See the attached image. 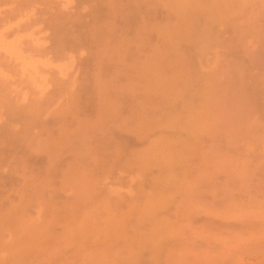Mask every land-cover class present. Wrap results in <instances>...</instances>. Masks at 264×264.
Returning <instances> with one entry per match:
<instances>
[{"label":"rangeland","instance_id":"374dc122","mask_svg":"<svg viewBox=\"0 0 264 264\" xmlns=\"http://www.w3.org/2000/svg\"><path fill=\"white\" fill-rule=\"evenodd\" d=\"M164 1H166L168 5L170 3V5H174L175 2V0H123V3H130L128 5V7L130 6L127 9L128 11H126L124 15V17L128 15L129 18L126 23L121 15V17H119L117 12L111 13L113 8L109 6L106 0H0V264H173L174 262V264H180L181 261H184V264H212V262L216 264L215 262H220L219 258L221 257L222 264H264V255L262 254L264 253V211L262 212V210H264V186L262 185L264 182V137H261L264 135V50L262 49L264 46V37H262L264 36V0H253L254 3L252 0H249V2L253 3L252 6L250 5L254 11L251 10L252 15L255 13L254 9L257 7V2L261 3V5L258 3V8L261 6V8H259L261 11L257 10L258 8L256 9L258 14H255L258 15V17L256 15H254V17L257 21L254 22L253 27L250 25L253 29L246 27L245 30V27L241 28L243 29L242 31L248 30V35H245L246 32L243 33L240 31V28L237 30L242 33H237L233 27L234 25L227 24L226 22L221 25V23L215 22L214 19H211L212 16L211 18H209L210 16L206 18L202 15V13L206 15L204 11H199L195 14V9H192L194 14L189 12L191 9H187L190 14L188 12L183 14L184 19L190 24L189 26L187 25L188 22H183L184 19L181 20L179 17L180 12L178 13L177 9L164 6ZM202 1L203 3L205 2V0ZM96 8H98V11L97 15H95L100 16L95 17L91 14L87 17L85 16L86 13L93 12ZM249 8L247 9L248 11L251 9ZM248 11H244L245 14H247ZM62 12L63 16L74 15L75 23H73L72 20L62 22V17L60 15ZM251 13L249 11V14L246 16L250 17ZM129 14H131L130 17ZM207 14L209 15V13ZM242 15V19L238 18L239 21L245 19L244 13L241 14V16ZM252 15L251 17H253ZM77 16L79 18H76ZM238 16L241 17L239 14ZM196 18L200 20L198 21ZM209 19H211V21L214 20V24H212ZM239 21L237 20L236 24L241 27L242 25ZM244 21L247 22V20ZM175 22H177V25H180L179 27L181 29L175 25ZM196 22L198 25L200 23V25L198 26ZM250 22L251 21H249V24ZM171 23H173L176 28H174ZM111 25L114 29V35L107 31V27H111ZM194 25L197 26L195 27ZM211 25L212 27L210 28ZM237 25L236 28L238 27ZM171 26L172 28H170ZM123 27L127 29L126 34L120 33ZM204 27L208 28L210 35L208 39L197 36L196 38H201L200 41L197 39V42H201L199 46V44L195 42L196 39L193 40L192 37H194V34L196 35V30L199 34ZM257 29H260V32L256 31ZM172 31H174L176 37L173 38V41L167 42L164 38L168 36L169 33H166H172ZM192 31L193 33H190V35L188 32ZM163 32L166 34L165 36ZM180 32H182L181 34L186 33L184 34L185 36L183 35L182 37L181 34H179ZM72 33H75L80 39H84H79L76 43L74 39H71ZM236 38L240 41H237ZM203 41L204 43L202 44ZM165 42H167L169 46L166 45ZM186 42L188 44H186ZM230 45L234 46L233 48L236 50L234 49L231 51L230 47L232 48V46ZM165 47L166 50L164 49ZM199 47L201 48L199 49ZM115 51H118L117 53L121 52V57L118 61L120 67H122V69L120 68V75L119 69L116 70V64L113 63L114 66L113 64L111 65V62L115 61V59L112 60L113 58L111 59L110 55ZM250 52H253V55L257 52L259 54L252 56ZM162 53L164 54L162 55ZM261 53H263V56ZM122 54L124 56H122ZM258 55L259 57L257 59L259 62L255 59ZM122 57L123 60H121ZM261 58L263 60H261ZM85 59H91L93 62L90 65H84L83 60ZM123 61L124 63H122ZM153 61L154 67L161 68L159 70H161L160 74L162 78L159 77L158 73L152 74L153 71L150 73L151 70L148 72L143 71L144 74L139 72L141 68L144 69L149 63L152 65L151 62ZM221 66H223V69L220 68ZM220 69H222L221 72H219ZM230 72L232 74H230ZM239 72L241 73L238 74ZM122 74L126 76H122ZM211 74H216L217 76H213H216L217 79L211 77ZM175 75H177V77ZM230 75L232 76L229 77ZM206 76H210L211 78L208 77V81H206ZM237 76H242V78L239 79ZM170 77L172 79L178 78L180 81L177 79L178 83H176V85L180 84L179 86L181 87H170L171 91L167 87L164 88V79L170 80ZM257 77L260 78L257 80ZM211 79L216 81L214 82L215 84L212 83V81L209 82ZM70 80H76L78 86H80L72 89L69 87H59V85H57L59 82H68ZM110 80H115V83L112 84L115 86H106L107 82ZM183 86L185 87L184 89ZM12 88H14V90L16 88L14 91L15 93L11 92ZM200 88L202 91L199 93ZM254 90L256 94L258 93L257 95L253 93ZM221 91L222 93H220ZM26 94L27 96H25ZM43 94L53 98L51 106L48 105L49 109L47 108L42 111L38 109L34 110L33 107L35 103L37 100L39 101ZM172 94H174V96H172ZM221 95H223V98ZM232 103H234V105ZM113 104L115 106H113ZM236 104L239 105L237 106ZM117 105L118 107L120 105V107L118 108ZM235 105L237 107H235ZM18 106H23L27 111H25V113L19 111ZM69 106L70 108H68ZM31 108L33 110L30 111ZM237 108L240 111H237ZM77 109L80 112H76H78L80 114L79 117L83 119L89 118L91 121H95L96 118L103 117L102 120L105 122L102 127L103 129L106 126L109 127V123H112V121L110 122V119H108L111 117V115L110 117L108 116L109 113L112 110L115 112L118 109L119 116L122 117L121 119L127 118L126 121L129 124H126V121H123L125 124L120 121L116 124H122L120 125L122 126L121 129L129 131L128 133L138 131H130L133 128H129L128 126H131L132 123H134L133 121L137 120L138 122V120H140L141 122L139 121L137 126L145 125L144 129H147L148 126L154 125L153 120L156 117H161V119L164 117L165 119V117L167 118L169 116H179L183 123L178 125L175 131H173L175 128L171 130L172 127L168 130L166 129L167 127L165 128L166 135L174 134V132L177 133L176 139H172L173 144L176 143L174 144L175 146L170 145L171 141L168 142L169 144L166 146L160 145L161 148L169 146L174 155L171 164L173 162L175 170L173 169L170 177L173 180L178 178L179 181L183 178L181 182H184L182 186H179L182 188L181 190L179 187L176 189V193L175 190H172L177 194L174 195L175 198L173 197L174 199L171 200L175 202L173 203L174 205H172V202L168 203L169 206H165L154 216L150 213L140 216L137 212H134L133 214L136 213L138 215L135 214L124 220L120 218H110L109 214H107L109 217L105 218L107 215H102L105 214L106 211L103 212L104 210L102 211V208H98V211L101 210L100 214L97 210L94 212L92 208V210H90L89 206V208H86V205L83 206L82 202H80L82 200L77 201L78 196L76 195H78V193H76V191H78V189L76 190L74 186L76 177H73L75 172L73 173L74 169L70 167L71 164L75 162L73 153L77 150H71L69 148L71 145H69L68 139L65 138L62 132L63 126H68L70 130L73 129L72 131L77 130L79 127L78 122H76L79 117H76L78 114L74 112V110ZM235 110L237 112L244 111V114L241 113L240 115ZM72 112L73 114H71ZM195 112L197 115L198 113L199 115L203 114V116H205L203 118L208 117L205 119V124L207 125L208 123L212 131L209 132L203 129L204 132H199L200 135L197 134L196 136L190 134V132L188 133L186 129H184L185 126L191 124L190 120L195 124ZM218 114L224 116L220 118ZM113 115H115V113ZM106 116L108 118H106ZM225 116L226 118L224 119ZM116 117L115 115V118ZM222 117L225 121L227 119L226 123L222 122ZM140 118L143 119L141 120ZM209 120L212 121L210 122ZM148 122H150V124ZM186 122L188 125H186ZM235 122L237 123L235 124ZM162 123L160 122V125L155 126V128L158 127L159 129L160 127H165V122L164 124ZM113 124L114 123H112V125ZM223 124H225L227 130L228 128L232 129L231 126L234 127V130L229 129L226 132ZM238 125L241 128H239ZM127 128H129V130H127ZM250 128L252 129L250 130ZM158 129L156 133L159 134L161 131H158ZM236 129L238 133L241 132L242 134L235 133ZM253 129L256 131L254 132ZM217 130L223 131L219 134L221 131L218 132ZM211 132L212 134L215 132V136L207 135ZM154 133L153 135L150 133L151 136H148V140L145 139L146 141L138 143V145L134 143L131 145L133 148L131 146L130 148L135 150L152 148L151 146L155 141L160 139L159 135ZM217 133L219 137L216 136ZM222 134L224 138L221 137ZM238 135L241 136L238 138ZM212 137L214 139H212ZM165 138H161L162 141H168V139ZM194 139L198 140L195 141ZM225 139L227 143L226 141H222ZM215 140L217 141L215 142ZM232 143L237 145L231 146L233 145ZM57 147H60L61 150ZM204 147H206L207 151ZM72 148L75 149L76 147ZM217 148L219 150H216ZM167 150H169L168 147ZM222 150L224 152H222ZM210 151H212L213 154H211ZM175 152L177 154L176 156ZM181 152L182 154L184 153L183 155H185L187 160ZM216 152L218 155H216ZM134 153L135 152H132L126 156L117 158V161L113 162L112 166L108 163L109 161L112 163L113 158H106L105 155L100 157L99 155L102 161L104 159V163L105 161H108V163L106 162L105 171L102 169L103 166L102 168L100 167V165H103L101 163L99 168L97 167L98 171H96L95 174L93 173L94 176H96L97 172L99 173V171L101 172L103 170L104 172L102 171V173H100V175L102 174L103 176L101 175L99 179H101L102 183L106 186L113 188V190H118L121 194V199H124L122 203L120 202L121 199L115 201V197L109 195L111 193V188H109L110 191L106 190L107 193L105 192V194L102 195L103 200H108V203L113 202L115 209H113V212H117V214L127 211L132 196L140 195V197H136L137 201L146 202L144 199H147V196L143 194L144 197L139 189L140 182L145 181V192L147 191V193H150L154 189L151 186L156 178L161 177L162 179V177H164L163 175L169 173V171H166L167 169L162 171L165 168H163V166L166 164L164 160H162L164 161L163 163L160 161V163H154L152 160H149L152 161V164L154 163V168L152 167V169H150L149 165L151 164L148 159L145 157V163L142 161V165H139L140 162L137 160L139 159V161H141V155L137 156L136 153L135 155ZM223 153L225 155H223ZM227 154H229V156H227ZM221 155H223L224 160L221 159ZM86 156L87 155L84 154V158ZM210 156H212V158H210ZM217 156L221 159V161L218 159L219 162H227L228 159H232L233 156L235 159L232 160L235 161L230 162L231 165L228 167L229 169L227 167L225 169H216L213 167L211 163L212 160L210 159H217ZM87 157H89V155ZM226 157H228V159H226ZM100 158L97 156V158L94 159L96 161V159L100 160ZM121 158H127V160L124 162L122 160L119 161ZM203 158L207 161H204ZM91 159L93 158L91 157ZM200 159L202 160L200 161ZM84 162L87 163L85 160ZM147 162H149V165ZM157 165L159 167H157ZM201 165H205V168ZM238 165H241V167ZM125 166L127 169H125ZM141 166L149 168L144 175L142 173L143 171L141 172L140 170ZM178 166L180 169L177 168ZM242 166L244 167L242 168ZM245 166L248 170H246ZM87 167L85 168L87 169ZM230 167L232 169H230ZM108 168H111V170ZM160 168L161 170H159ZM58 170L60 171L58 172ZM238 170L240 173L237 172ZM170 171L172 170L170 169ZM233 172H235V175ZM246 172L248 175H246ZM61 173L64 175H61ZM213 173L216 175L214 176ZM78 174H76V176ZM236 174L238 177H236ZM210 175L213 176L211 177ZM226 176L230 178L227 179L228 177ZM261 176L263 178H261ZM69 177L73 179L70 180ZM95 178H97V176ZM95 178L93 177V179ZM194 179L200 183L197 181L195 182ZM244 180L247 187L244 185L245 183H243ZM248 180H250L251 183ZM237 181H241V184L239 183L238 185ZM185 183L186 186L184 185ZM222 183H224V185ZM196 185L199 186V188ZM260 185L263 186V189ZM187 187L188 189L191 187V189L186 190L185 188ZM229 187H232V190ZM225 188H229L230 190ZM259 188L260 191H258ZM249 189H251V191ZM196 190L198 194L200 193L201 195H197ZM164 191L167 192L166 188ZM192 191H194V193ZM241 191L242 193H240ZM188 192L189 194H187ZM181 193H184V196ZM190 196L193 197L191 198ZM186 198H189L192 203ZM122 204L125 205L123 208L121 206ZM228 205L230 206V212ZM249 205H251L250 208ZM199 206L201 207L200 211L202 210L204 212L199 211ZM225 207H228V210ZM231 207L233 209H231ZM246 208H248V211ZM251 208L254 209L251 210ZM256 209L258 210L257 214L254 213V210L257 212ZM214 210L216 211L214 212ZM206 211H208L209 214ZM259 211L263 214L262 218ZM247 212H249L250 215L254 213L252 215L253 220H251L250 215H248V217L246 216ZM96 213L98 214L96 215ZM223 213H227L225 214L226 216L222 215ZM90 215H94L93 219ZM213 215H216L215 218L212 217ZM240 216L241 219H239ZM25 217L28 221H26ZM211 217L214 221L217 219L215 222L217 223V227L219 226L218 230L215 228L216 223H214L215 226L211 223L214 222ZM107 218H110V221H108L109 219ZM243 218L248 219L244 221ZM254 218L257 219L255 220ZM219 220L222 222H219ZM121 221L124 223L121 224ZM25 223L29 224L25 226ZM172 223H174V225ZM161 227L162 229H159ZM192 232H194L195 235ZM213 235L216 236L214 237ZM252 235L257 236H254V238ZM198 237H200V239ZM249 238H251L250 241ZM211 240H213V243ZM183 253L185 255H183ZM181 255L186 256L187 259L184 260V257L182 259ZM208 255H210V257ZM217 257L218 259H216ZM212 258L214 260H212ZM106 261L108 262L106 263Z\"/></svg>","mask_w":264,"mask_h":264},{"label":"bare ground","instance_id":"6f19581e","mask_svg":"<svg viewBox=\"0 0 264 264\" xmlns=\"http://www.w3.org/2000/svg\"><path fill=\"white\" fill-rule=\"evenodd\" d=\"M106 1H108V4H109V6L110 7H112L113 8V10H111V13H118V15H119V17H121L122 16V18H123V20H125L124 22H126V21H128V15L127 16H125L124 17V15L126 14V11H128L127 9L130 7H128V5L130 4V3H123L122 1L123 0H106ZM162 1V0H161ZM126 2V1H125ZM146 2V1H145ZM166 1H164V6H167L168 8L169 7H174V8H176L177 9V11H178V13L180 12V15H179V17L181 18V20L182 19H184V13H187L188 11H187V9H191L189 12L190 13H192V14H194V12H193V10L192 9H195L196 11H195V14H197L199 11H204L205 13H206V15L205 14H203L202 13V15H204L206 18H207V16H210L209 18H211V16H212V18L211 19H214L215 20V22H218V23H221V25H222V23L223 24H225V22L227 23V24H231V25H234L233 27H234V29L237 31V33H240V32H238V30L237 29H239L240 31H242L243 29H241L242 27H245V30H246V27H248L249 29L250 28H252L253 27V24H254V22L255 21H257V20H255V17H254V15H256V14H258V12H257V10H260L261 11V9H259V8H261V6L258 8V6L259 5H261V3L260 2H257V7H255L256 6V4H255V13H254V15H252V13H251V10H252V5H253V3H254V1L252 0V2L253 3H251V2H249V0H205V2L203 3V1L202 0H175V2H174V5L172 6V5H168L167 4V2L165 3ZM147 3V2H146ZM151 3V2H150ZM154 3V2H153ZM258 3H260L259 5H258ZM176 5V6H175ZM251 5V6H250ZM249 6H250V8H249ZM158 7V6H157ZM99 8V7H98ZM98 8H96V10L94 11L93 10V12L91 11V12H88V13H86L85 14V16L87 17L88 15H93V16H95V17H98V16H100V15H98V16H96L97 15V9ZM153 8V7H152ZM166 8V7H165ZM250 9L249 11H250V17H247L246 15L247 14H249V11L247 10V9ZM258 8V9H257ZM126 9V10H125ZM167 9V8H166ZM257 9V10H256ZM220 10V11H219ZM166 11H169V10H166ZM247 12L248 11V13L247 14H245V12ZM253 11V10H252ZM170 12V11H169ZM188 12V13H189ZM197 12V13H196ZM224 12V13H223ZM244 13V15H245V19H243L242 21H239V19L241 18L242 19V17H243V15L241 16V14H243ZM254 12V11H253ZM156 13V12H155ZM166 13V12H165ZM172 13V12H171ZM189 13V14H190ZM207 13H209V15L207 14ZM63 14V12L60 14L61 15V17H62V22H66V21H73V23H75V16L74 15H62ZM96 14V15H95ZM201 14V13H200ZM199 14V15H200ZM238 14L241 16V17H239L238 16ZM261 14H262V12H261ZM121 15V16H120ZM130 15L131 14H129V17H130ZM156 15V14H155ZM236 15V16H235ZM251 15L253 16V17H251ZM174 16V15H173ZM191 16V15H190ZM257 17H258V15H256ZM263 16H264V13H263ZM131 17H133V16H131ZM165 17H167V16H165ZM170 17V16H169ZM198 17V16H197ZM199 17H201V16H199ZM213 17H215V18H213ZM237 17V18H236ZM76 18H79L78 16L76 17ZM100 18V17H99ZM168 18V17H167ZM176 18V17H175ZM174 18V19H175ZM239 18V19H238ZM251 18V19H250ZM252 18H254V19H252ZM197 20H198V18H196ZM211 19H209L210 20V22L212 23V24H214L213 23V21H211ZM176 20V19H175ZM178 20H179V18H178ZM195 20V19H194ZM200 20V19H199ZM198 20V21H199ZM239 21V23H241V27L240 26H238L236 23V21ZM244 20H247V22L246 21H244ZM76 21H78V20H76ZM164 21H167V20H164ZM249 21H251L250 22V24H249ZM260 21V20H259ZM258 21V22H259ZM178 22V21H177ZM177 22H175V25H177L176 23ZM181 22V21H180ZM183 22H188V21H186V19H184L183 20ZM195 22V21H194ZM232 22H233V24H232ZM242 22H243V24H242ZM127 23V22H126ZM207 23V22H206ZM238 26L237 28H236V25ZM260 24H261V21L259 22ZM78 24V23H77ZM172 25H173V23H171ZM186 24V23H185ZM196 24H197V22H196ZM245 24V25H244ZM256 24V23H255ZM165 25H166V23H165ZM169 25V24H168ZM167 25V26H168ZM187 25H189L190 26V24H189V22H188V24ZM198 25V24H197ZM196 25V26H197ZM199 25H200V23H199ZM198 25V26H199ZM208 25H209V23H208ZM250 25H252V27L250 26ZM180 25H177V27H179ZM182 26H185V25H182ZM195 26V25H194ZM195 26V27H196ZM220 26V25H219ZM218 26V27H219ZM113 26L111 25V27H107V31H108V33H113L114 32V29L112 28ZM173 27H174V25H173ZM212 27V25L210 26V28ZM226 27V26H225ZM231 27V26H230ZM170 28H172V26L170 27ZM174 28H176V27H174ZM173 28V29H174ZM180 28V27H179ZM189 28V27H188ZM256 28V27H255ZM258 28V27H257ZM181 29V28H180ZM191 29V28H190ZM196 29H199V28H196ZM218 29V28H217ZM226 29V28H225ZM253 29V28H252ZM261 29V28H260ZM260 29L258 30H256V31H258V32H260ZM73 30H74V27H73ZM127 29L125 28V27H123L122 29H121V32L120 33H127V31H126ZM211 30V29H210ZM228 30H229V28H228ZM233 30V29H232ZM166 31H167V29H166ZM180 31H182V30H180ZM185 31V30H184ZM190 31V30H189ZM194 31V30H193ZM193 31L192 32H188L189 34L191 33H193ZM197 31V30H196ZM195 31V33H196V35L194 34V37H192V39L193 40H195L196 39V41L195 42H197V39H199V37H205V39H208V37H209V30H208V28L207 27H204V28H202L201 29V32H199V34H198V32H196ZM200 31V30H199ZM230 31V30H229ZM248 31V30H247ZM247 31H242L243 33H245V35L247 34ZM250 31H252V30H250ZM215 32V31H214ZM220 32V31H219ZM222 32V31H221ZM241 32V33H242ZM253 32V31H252ZM169 33V35L168 36H165L166 34H168ZM182 32H180L179 34H181ZM240 33V34H241ZM115 33H113V35H114ZM163 34H164V36H165V38L164 39H166V41L167 42H171V41H173V38L174 37H176V35H174V31H172V33L171 32H167L166 34L163 32ZM178 34V35H179ZM184 34H186V33H183V34H181V36L183 37V35ZM190 34V35H191ZM223 34V33H222ZM240 34H239V36H240ZM251 34V33H250ZM248 35V34H247ZM251 35H253V34H251ZM180 36V35H179ZM185 36V35H184ZM197 36H199L198 38H196ZM213 36H214V34H213ZM236 36V35H235ZM238 36V35H237ZM254 36V35H253ZM262 36V35H261ZM167 37V38H166ZM248 37H250V36H248ZM262 37H264V36H262ZM186 38V37H185ZM188 38V37H187ZM241 38V37H240ZM245 38H247V37H245ZM257 38H258V36H257ZM71 39L73 40L74 39V42H76V41H78L79 39H80V37H78L75 33H72V37H71ZM84 38H82V39H80V40H83ZM191 39V40H192ZM237 39V38H236ZM250 39V38H249ZM260 39V38H259ZM258 39V40H259ZM262 39V38H261ZM175 40V39H174ZM201 40V38L199 39V41ZM239 39H237V41H238ZM243 40V39H242ZM245 40V39H244ZM256 40V39H255ZM263 40V39H262ZM165 41V40H164ZM176 41V40H175ZM188 41H190V40H188ZM187 41V42H188ZM237 41H236V43H237ZM240 41V40H239ZM246 41V40H245ZM167 42H165L166 43V45H168L169 46V44L167 43ZM186 42V44H188ZM248 42V41H247ZM260 42V41H259ZM77 43V42H76ZM81 43V42H80ZM173 43V42H172ZM198 44H199V46H200V43L201 42H197ZM204 43V41L202 42V44ZM215 43V42H214ZM218 43V42H217ZM235 43V44H236ZM243 43V42H242ZM229 44V43H228ZM235 44H232V45H235ZM246 44V43H245ZM258 44H260V43H258ZM185 45V44H184ZM194 45V44H193ZM232 45H230V46H232ZM174 46V45H173ZM216 46H219V45H216ZM228 46V45H227ZM226 46V47H227ZM238 46V45H237ZM243 46V45H242ZM241 46V47H242ZM187 47V46H186ZM191 47H193V46H191ZM229 47V46H228ZM234 46H232V48H233ZM239 47V46H238ZM261 47H262V44H261ZM180 48V47H179ZM201 47H199V49H200ZM231 47H230V50L231 51H233L235 48H233L232 49ZM159 49V48H158ZM165 50H166V47L164 48ZM172 49V48H171ZM171 49H170V51H171ZM175 49V48H174ZM193 49V48H192ZM263 50H264V46H263V48H262ZM261 49V50H262ZM44 50V49H43ZM236 50V49H235ZM258 50H260V49H258ZM48 51V50H47ZM180 51V50H179ZM61 52V51H60ZM118 51H115V52H113V53H111V55H110V57H111V59L112 60H114L115 59V61H113V62H111V65L114 63V64H116L115 66H116V70H118L119 69V75H120V73H121V69H122V67H120V65H119V63H118V61H119V58L121 57V52L120 53H117ZM123 52V51H122ZM159 52V51H158ZM162 52V51H161ZM160 52V53H161ZM174 52V51H173ZM260 52V51H259ZM157 53V52H156ZM155 53V54H156ZM166 53H167V51H166ZM197 53V52H196ZM251 54H252V56H255L256 54H259L258 52L256 53V54H254L253 55V52H250ZM263 53H264V51H263ZM263 53H261V55L263 56ZM126 54V53H125ZM157 54H159V53H157ZM164 53H162V55H163ZM229 54V53H228ZM100 55H101V53H100ZM171 55V54H170ZM250 55V54H249ZM260 55V56H261ZM122 56H124L123 54H122ZM166 56V55H165ZM174 56H176V55H174ZM230 56H232V55H230ZM251 56V57H252ZM181 57V56H180ZM259 57V55L255 58L256 59V61L257 62H259L258 61V58ZM117 58H118V60H117ZM227 58V57H226ZM228 58H230V57H228ZM126 59V58H125ZM149 59V58H148ZM167 59V58H166ZM184 59V58H183ZM254 59V58H253ZM255 59H254V61H255ZM121 60H123V57H122V59ZM226 60V59H225ZM260 60V59H259ZM261 60H263L262 58H261ZM148 61H150V60H148ZM93 61L91 60V59H85V60H83V63H84V65H86V64H88V65H90L91 63H92ZM176 62V61H175ZM211 62H213V61H211ZM250 62V61H249ZM122 63H124V61L122 62ZM127 63V62H126ZM152 63V65H150V63H149V68H148V66L147 67H145L146 68V70H145V68L143 69V68H141L140 69V73H142V74H144V72L143 71H145V72H148V71H150V73L153 71V73L152 74H157L158 73V75H159V77H161V74H160V71L161 70H159V69H161V68H157L156 66L154 67L153 65H154V61L153 62H151ZM161 63V62H160ZM172 63V62H171ZM232 63H233V61H232ZM238 63H239V61H238ZM114 64H113V66H114ZM141 64V63H140ZM235 64H237V63H235ZM173 65V64H172ZM229 65H230V63H229ZM264 65V64H263ZM146 66V65H145ZM217 66V65H216ZM225 66V65H224ZM245 66V65H244ZM231 67V66H230ZM240 67V66H239ZM121 68V69H120ZM139 68V67H138ZM178 68V67H177ZM220 68H222L223 69V66H221ZM232 68V67H231ZM247 68V67H246ZM125 69V68H124ZM143 69V70H142ZM158 69V70H157ZM222 69H220V71L219 72H221L222 71ZM226 69V68H225ZM137 70V69H136ZM168 70V69H167ZM215 70V69H214ZM245 70V69H244ZM230 71L232 72V70L230 69ZM248 71V70H247ZM166 72V71H165ZM230 72V74H232ZM250 72H251V70H250ZM225 73V72H224ZM241 72H239L238 74H240ZM164 74V73H163ZM179 74V73H178ZM218 74V73H217ZM125 75V74H124ZM123 74H122V76H124ZM212 76L211 77H213L214 79H217L216 78V74H211ZM213 75H216L215 77L213 76ZM236 75V74H235ZM126 76V75H125ZM164 76V75H163ZM176 77H177V75H175ZM232 75H230L229 77H231ZM128 77V76H127ZM202 77V76H201ZM207 77V76H206ZM209 78H211L210 76H208ZM208 77L205 79L206 81H208ZM219 77V76H218ZM236 77V76H235ZM237 77H239V76H237ZM255 77V76H254ZM129 78V77H128ZM162 78V77H161ZM171 78V77H170ZM190 78V77H189ZM203 78V77H202ZM240 78H242V76L241 77H239V79ZM258 78H260V77H257V80H258ZM158 79V78H157ZM168 79V78H167ZM178 79V78H177ZM177 79H175V78H171L170 80H166V79H164V88H168V89H170V87L171 88H178V87H181V86H179L180 84H177L176 85V83H178V80ZM234 79V78H233ZM244 79V78H243ZM153 80H154V78H153ZM152 80V81H153ZM166 80V81H165ZM203 80V79H202ZM235 80V79H234ZM161 81V80H160ZM180 81V80H179ZM210 81H212V83H214V82H216V81H214L213 79H211V80H209V82ZM209 82H207L208 84H210ZM243 82V81H242ZM257 82V81H256ZM38 83V82H37ZM36 83V84H37ZM113 83H115V80H110V81H108L107 82V85L106 86H110V87H113V86H115V85H112ZM158 83V82H157ZM163 83H162V85H163ZM189 83V82H188ZM206 83V82H205ZM109 84V85H108ZM191 84V83H190ZM215 84V83H214ZM223 84V83H222ZM235 84H237V83H235ZM240 84V83H239ZM57 85H59V87H69V88H78L79 86H78V84H77V82H76V80H70V81H68V82H59ZM160 85V84H159ZM158 85V86H159ZM198 85V84H197ZM229 85V84H228ZM255 85H256V83H255ZM202 86H203V84H202ZM224 86V85H223ZM236 86V85H235ZM241 86V85H240ZM100 87H102V86H100ZM123 87V86H122ZM131 87H132V85H131ZM192 87V86H191ZM198 87H199V85H198ZM246 87V86H245ZM255 87V86H254ZM83 88H84V86H83ZM163 88V89H164ZM185 87L183 86V89H184ZM194 88V87H193ZM230 88H232V87H230ZM248 88V87H247ZM167 89V90H168ZM192 89V88H191ZM227 89H228V87H227ZM235 89H237V88H235ZM240 89V88H239ZM255 89V88H254ZM15 90H16V88H15ZM14 90V88H12V91L11 92H14L15 91ZM166 90V91H167ZM173 90V89H172ZM186 90V89H185ZM184 90V91H185ZM206 90V89H205ZM248 90H249V88H248ZM257 90V89H256ZM165 91V90H164ZM170 91H171V89H170ZM200 91H202L201 90V88H200V90H199V93H200ZM204 91V90H203ZM230 91V90H229ZM244 91H245V89H244ZM178 92V91H177ZM188 92V91H187ZM227 92V91H226ZM247 92V91H246ZM15 93V92H14ZM181 93V92H180ZM202 93V92H201ZM220 93H222V91L220 92ZM232 93V92H231ZM252 93V92H251ZM253 93H255V90H254V92ZM163 94H165V93H163ZM227 94V93H226ZM230 94V93H229ZM256 94V93H255ZM258 94V93H257ZM256 94V95H257ZM166 95V94H165ZM170 95H171V93H170ZM215 95V94H214ZM234 95V94H233ZM239 95V94H238ZM243 95V94H242ZM25 96H27V94L25 95ZM172 96H174V94H172ZM222 96V98H223V95H221ZM225 96H228V95H225ZM246 96V95H245ZM254 96V95H253ZM260 96V95H259ZM168 97H170V96H168ZM174 98V97H173ZM190 98V97H189ZM212 98H214V97H212ZM227 98V97H226ZM235 98V97H234ZM243 98H245V97H243ZM204 99V98H203ZM228 99V98H227ZM232 100H234V99H232ZM253 100H254V98H253ZM52 101H53V98L51 97V96H47V95H42V97L39 99V101L37 100V102L35 103V106L33 107L34 108V110L36 109H38L39 111L41 110H45V109H47L49 106H51V103H52ZM171 101V100H170ZM196 101H197V99H196ZM213 101V100H212ZM229 101V100H228ZM231 101V100H230ZM76 102V101H75ZM234 102V101H233ZM77 103V102H76ZM238 103V102H237ZM69 104V103H68ZM78 104V103H77ZM80 104V103H79ZM83 104V103H82ZM119 104V103H118ZM199 104H200V101H199ZM233 105H234V103H232ZM247 104H248V102H247ZM49 105V106H48ZM73 105V104H72ZM75 105V104H74ZM108 105V104H107ZM120 105H121V103H120ZM120 105H119V107H120ZM197 105V104H196ZM229 105V104H228ZM237 106L239 105V104H236ZM235 105V107H237ZM113 106H115L114 104H113ZM245 106V105H244ZM19 107V106H18ZM80 107V106H79ZM117 107H118V105H117ZM118 107V108H119ZM122 107V106H121ZM231 107H232V105H231ZM68 108H70V106L68 107ZM115 108V107H114ZM221 108V107H220ZM239 108V107H238ZM237 108V111H240L239 109ZM49 109V108H48ZM217 109H218V106H217ZM222 109V108H221ZM231 109V108H230ZM245 109V108H244ZM243 109V110H244ZM31 110H33L32 108L30 109V111ZM69 110V109H68ZM67 110V111H68ZM177 110V109H176ZM179 110H181V109H179ZM200 110V109H199ZM204 110H205V108H204ZM252 110V109H251ZM19 111H23V113H25V111H27L25 108H23V106H20L19 107ZM76 111H79L78 109L77 110H74V112L75 113H77L78 114V116H76V117H79V113L78 112H76ZM222 111V110H221ZM236 111V110H235ZM236 111V112H237ZM255 111V110H254ZM253 111V112H254ZM259 111H261V110H259ZM80 112V111H79ZM153 112V111H152ZM158 112V111H157ZM173 112V111H172ZM224 112V111H223ZM222 112V113H223ZM228 112V111H227ZM251 112V111H250ZM256 112V111H255ZM67 113V112H66ZM66 113H65V115H66ZM115 113V115L117 116L116 118H115V115H113ZM196 113V112H195ZM209 113V112H208ZM233 113H235V112H233ZM237 113H239L240 115H241V113H243L244 114V111H241V112H237ZM69 114V113H68ZM71 114H73V112L71 113ZM200 114H202V113H200ZM210 114V113H209ZM213 114V113H212ZM224 114V113H223ZM248 114H250V113H248ZM110 115H111V117H110ZM113 115V116H112ZM162 115V114H161ZM163 115H164V113H163ZM218 115H220V114H218ZM218 115H216V116H218ZM227 115H228V113H227ZM226 115V116H227ZM252 115H254V114H252ZM74 116V115H73ZM110 118H108L107 116H106V118H108V119H110V122L112 121V123H114L113 125H112V123H109V127L108 126H104L105 128L103 129L102 127H103V124L105 123L103 120H102V118H96V120L94 121V120H92L91 121V119H89L88 117V119H83V118H77V121L76 122H78V125H79V127L77 128V130H74V131H72V130H70L69 128H68V126H63V129H62V132H63V135L65 136V138L66 139H68V142H69V145H71V147H69L71 150H77V151H74V153H75V155H74V153H73V157H74V163L73 164H71V166L70 167H72L73 169H74V171H73V173L75 172V174H74V178H75V180H74V186H75V188H76V190L78 189V191H76V193H78V195H76V196H78L77 197V201L79 200H82V201H80V202H82V204H83V206H85L86 208L89 206L90 207V210H92L93 209V212L94 211H96L97 210V212H99L100 213V211H98V208H102V211L103 212H105V214H103L102 216H104V215H107V214H109V216H110V218H120V219H126V218H130V217H132V216H134L135 214H133L134 212H137L140 216H144V215H147L146 213H150V214H152L153 216L157 213V212H159V211H161L165 206H169V204L168 203H171L172 201L171 200H173L175 197H174V195H177V194H175L176 193V189L179 187V186H182L183 185V183L181 182V180L183 179H181L180 181H179V179L178 178H176L175 180H173L170 176H171V172H173V169H174V167H175V165L173 164V162H172V164H171V160H172V158H173V152H171V150L172 149H170V147L169 146H167L168 148H169V150H167V147H164V148H166V149H164L163 147L161 148V146H166V145H168L169 143L168 142H172V139H176V136H177V133L176 132H174V134H169V135H166V130H165V128L168 130L169 128H171V130L173 129V128H175L173 131H175L176 129H177V127H178V125H181V123H183V122H181V118L179 117V116H177V115H174V116H169V117H165V119H164V117H163V119H161V117H156L154 120H153V126H148L147 127V129H144L145 128V125L144 126H141V125H138L137 126V124H139L138 122L140 121V120H138V122H137V120L136 121H133L134 123H132V125L131 126H128L129 128L131 127V128H133L132 130H130V131H135V130H140L139 132L138 131H135V132H133V133H128L129 131H124V130H122L121 129V127L122 126H120V125H122V124H116L118 121H120V122H125L126 121V119L127 118H123V119H121L122 117L121 116H119V113H118V109H117V111H111L110 113H109V115H108ZM152 116H153V114H152ZM181 116V115H180ZM195 119H194V121H195V124H193V121H191L190 120V122H191V124H189L188 125V123L186 124V125H188V126H185L184 127V129H186V131L189 133L190 132V134H192V135H196L197 136V134H199V132H201V133H203L204 131H203V129H206L207 131H212V129H211V127L208 125V123H207V125L205 124V119H207V118H203V117H205V116H203V114L202 115H199V113H198V115H197V113L195 114ZM199 116V117H198ZM221 116H224V115H220V118H221ZM226 116L224 117V119L226 118ZM231 116H232V114H231ZM64 117H66V116H64ZM187 117V116H186ZM213 117H215V116H213ZM212 117V118H213ZM228 117H230V116H228ZM255 117V116H254ZM115 118V119H114ZM120 120H119V119ZM192 118V117H191ZM219 118V117H218ZM232 118H233V116H232ZM242 118V117H241ZM246 118V117H245ZM125 119V120H124ZM141 119V118H140ZM143 119V118H142ZM141 119V120H142ZM147 119V118H146ZM211 119V118H210ZM213 119H215V118H213ZM222 119H223V117H222ZM223 119V121L222 122H224V123H226L227 122V119H226V121ZM150 120V119H149ZM217 120V119H216ZM232 121H234L233 119H231ZM146 121V120H145ZM148 121V120H147ZM151 121V120H150ZM210 122L212 121V120H209ZM236 121V120H235ZM237 121H239V120H237ZM240 121H241V119H240ZM239 121V122H240ZM65 122V121H64ZM108 122H109V120H108ZM123 122V123H124ZM127 122V121H126ZM135 122H137V123H135ZM141 122V121H140ZM160 122L162 123V124H164V122H165V124L164 125H166L165 127H160L159 129H158V127L157 128H155V126H159L160 125ZM208 122V121H207ZM215 122V121H214ZM218 122V121H217ZM142 123H144V122H142ZM149 124H150V122H148ZM237 122H235V124H236ZM242 123V122H241ZM125 124V123H124ZM124 124H123V126H124ZM126 124H129L128 122L126 123ZM141 124V123H140ZM221 124V123H220ZM228 124H230V123H228ZM232 124H233V122H232ZM244 124V123H243ZM119 125V126H118ZM152 125V124H151ZM224 125V128L226 129V127H225V124H223ZM241 125V124H240ZM248 125V124H247ZM82 126V127H81ZM135 128H134V127ZM141 126V127H140ZM147 126V125H146ZM183 126H184V124H183ZM216 126V125H215ZM214 126V127H215ZM222 126V125H221ZM227 126V125H226ZM250 126V125H249ZM254 126V125H253ZM138 127V128H137ZM143 127V128H142ZM238 127H239V125H238ZM242 127H243V125H242ZM129 128H127V130H129ZM164 128V129H163ZM190 128V129H189ZM218 128H219V126H218ZM231 128L233 129L234 127H232L231 126ZM239 128H241V127H239ZM252 128H255V127H252ZM252 128H250V130L252 129ZM157 129H158V131L160 130L161 131V133L159 132V134L158 133H156L157 132ZM183 129V128H182ZM217 129V128H216ZM215 129V130H216ZM222 129V128H221ZM230 128H228V130H229ZM232 129H230V130H232ZM238 129V128H237ZM236 129V131H235V133H237V134H239V133H241V132H237L238 130ZM227 129H226V132L228 131ZM234 130V129H233ZM240 130V129H239ZM249 130V129H248ZM254 130V129H253ZM260 130V129H259ZM203 131V132H202ZM218 131V130H217ZM219 131H221L219 134H221L222 133V131L223 130H219ZM218 131V132H219ZM256 130H254V132H255ZM118 132V133H117ZM127 132V133H126ZM155 132L157 135H159V138L160 139H158V141H155V143L151 146V144H150V146L152 147V148H148V149H144V150H138V149H131L130 148V146L132 145V144H134V143H137V145H138V143H143L144 141H146V140H148V136H151V135H153V133ZM225 132V133H226ZM230 132V131H229ZM233 132V131H232ZM232 132H231V134H232ZM244 132V131H243ZM3 133H5V132H3ZM150 133H151V135H150ZM154 133V134H155ZM215 133V132H214ZM212 134V132L211 133H209V134H207V135H214L215 136V134ZM224 133V134H225ZM165 134V135H164ZM218 133H217V135L216 136H218L219 135ZM242 134V133H241ZM185 135H186V133H185ZM200 135V134H199ZM227 135V134H226ZM259 135V134H258ZM257 135V136H258ZM263 135V134H262ZM164 136V137H163ZM165 136H166V138H165ZM168 136V137H167ZM232 136V135H231ZM239 136H241V135H238V138H239ZM250 136H251V134H250ZM208 137V136H207ZM219 137V136H218ZM221 137H223V134L221 135ZM226 137V136H225ZM261 137H264V135L263 136H261ZM40 138V137H39ZM168 139V141H162V139ZM171 138V139H170ZM224 138V137H223ZM223 138H221V139H223ZM229 138V137H228ZM235 138V137H234ZM242 138H243V136H242ZM97 139V140H96ZM146 139V140H145ZM170 139V140H169ZM184 139V138H183ZM191 139V138H190ZM203 139V138H202ZM212 139H214L213 137H212ZM226 139H227V137H226ZM226 139L225 140H222V141H226ZM236 139V138H235ZM234 139V140H235ZM245 139V138H244ZM251 139V138H250ZM96 140V141H95ZM195 140V139H194ZM196 140H198V139H196ZM195 140V141H196ZM217 140H218V138H217ZM217 140H215V142L217 141ZM61 141V140H60ZM167 142V143H164V145H163V143H161V142ZM233 141V140H232ZM235 141H238V140H235ZM243 141V140H242ZM96 144H95V143ZM160 142V143H159ZM171 142H170V145L171 146H175L174 144H176V143H174L173 144V142H172V144H171ZM191 142V141H190ZM190 142H188V143H190ZM234 142V141H233ZM245 142V141H244ZM186 143V142H185ZM193 143V142H192ZM226 143H227V141H226ZM237 143V142H236ZM95 144V145H94ZM162 144V145H161ZM233 144V143H232ZM161 145V146H160ZM194 145H195V143H194ZM235 145H237V144H235ZM234 144L233 145H231V146H235ZM54 146H57V145H54ZM190 146V145H189ZM200 146V145H199ZM229 146V145H228ZM61 147V146H60ZM60 147H57L58 149H60ZM64 147V146H63ZM72 147H76L75 149H73ZM132 148H133V146H131ZM156 147V148H155ZM183 147H184V145H183ZM202 147H203V145H202ZM217 147H219V146H217ZM221 147V146H220ZM230 147V146H229ZM69 148H68V150H69ZM205 148V150L207 151V149H206V147H204ZM81 150V151H79V150ZM195 149V148H194ZM209 149V148H208ZM210 149H212V148H210ZM61 150V149H60ZM203 150V149H202ZM201 150V151H202ZM216 150H219L218 148L216 149ZM70 151V150H69ZM85 151V152H84ZM192 151V150H191ZM194 151V150H193ZM206 151H205V153H206ZM71 153H72V151H70ZM132 152H135L136 153V155L138 156V155H141L140 156V160L141 161H139V159L137 160L138 162H140L139 163V165H142L141 164V162L143 161L144 162V158L146 157L147 159H148V161L149 160H152L154 163L155 162H158V163H163L164 161H165V165L163 166V170L162 171H164V170H166V171H169V173L168 172H166V173H168L169 174V176H168V174H166V175H163L164 177H162V179H161V177L160 178H156V180L152 183L153 185L151 186V187H153L152 189V191L150 192V193H147V191L145 192V189H146V185H145V181H142V182H140V186H139V189L141 190V194L143 195H146L147 196V199L145 198L144 200H146V202L145 201H143V202H139V201H137V196L138 195H136V196H132V199H131V203H129L128 204V207H127V211L126 212H122L121 214H117V212L115 213V212H113V209H114V205H113V202L112 203H108L109 201L107 200H103V198H102V195L103 194H105V192H106V190H108V191H110L111 190V193L109 194V195H112L113 197H115L114 198V200L116 201V200H119V199H121V194L118 192V190H113V188H111V187H108V186H106L104 183H102V180L101 179H99L100 177H101V175H100V173H102V171L104 170L105 171V169H106V164L108 163V161H105V163H104V159H103V161H102V159L100 158L101 156H106V158L108 157H110L111 159H112V163L109 161V165L110 166H112L113 165V162H115V161H117V158H120V157H123V156H126V155H128L129 153H132ZM195 152H196V150H195ZM209 152V151H208ZM211 152V154H213V152H214V150H213V152L212 151H210ZM222 152H224L223 150H222ZM222 152H220V153H222ZM48 153H50V152H48ZM55 153H56V151H55ZM61 153H63V152H61ZM135 153H134V155H135ZM217 153V152H216ZM226 153V152H225ZM84 154H86L87 156L89 155V157H85L84 158ZM98 156V158H100V160L99 159H96V161H95V159L94 158H97V156ZM103 154V155H102ZM181 154H182V152H181ZM184 154V153H183ZM182 154V155H183ZM53 155V154H52ZM92 155V156H91ZM95 155V156H94ZM99 155H100V157H99ZM177 154H176V152H175V156H176ZM180 155V154H179ZM207 155V154H206ZM210 155V154H209ZM214 155H215V153H214ZM214 155H213V157H214ZM216 155H218V153L216 154ZM215 155V156H216ZM223 155H225L224 153H223ZM223 155H221L222 156V160H224V158H223ZM59 156V155H58ZM93 158V159H91V157ZM184 157H185V155H183ZM227 156H229V154H227ZM64 157V156H63ZM71 157V156H70ZM208 157V156H207ZM219 157H220V154H219ZM218 156L216 157L217 159H210V160H212L211 161V163L213 164V167H215L216 169H220V168H228L231 164H230V162H232V161H235V160H232V159H235V157L233 156V158L232 159H228V157H226V159H228V161L226 162H219L218 161V159H220ZM232 157V156H231ZM90 158V159H89ZM134 158V157H133ZM151 158H153V159H151ZM176 158V157H175ZM186 158V157H185ZM210 158H212V156H210ZM64 159H65V157H64ZM124 159V160H123ZM121 158V159H119V161H125V160H127V158ZM134 159H136V158H134ZM161 159V160H160ZM221 159H220V161H221ZM225 159V160H226ZM84 160L85 161H87V163L86 162H84ZM93 162H92V161ZM162 160H164V161H162ZM186 160H187V158H186ZM191 160V159H190ZM202 159H200V161H201ZM203 160H204V158H203ZM231 160V161H230ZM89 161V162H88ZM145 161H146V159H145ZM152 161H149L150 162V164L151 165H153L152 164ZM160 161V162H159ZM166 161H168V162H166ZM179 161V160H178ZM198 161H199V159H198ZM204 161H207V160H204ZM217 161V162H216ZM57 162V161H56ZM96 162V163H95ZM107 162V163H106ZM135 162H136V160H135ZM149 162H147L148 163V165H149ZM182 162H186V161H182ZM190 162V161H189ZM209 162V161H208ZM70 163H72V162H70ZM83 163V164H82ZM99 163V164H98ZM103 164V165H100V164ZM145 163V162H144ZM201 163V162H200ZM206 164H208L207 162H205ZM235 163V162H234ZM61 164V163H60ZM66 164V163H65ZM105 164V165H104ZM125 164V163H124ZM170 164V165H169ZM190 164H191V162H190ZM203 164H204V162H203ZM210 164V163H209ZM242 164V163H241ZM244 164V163H243ZM249 164V163H248ZM93 167H92V166ZM98 165V166H97ZM99 165H100V167L102 168V166H103V170L100 172L99 171V173L97 172V174H96V176H97V178H95L96 176H94V174L96 173V171H98L97 170V167L99 168ZM151 165H149V168L150 169H152V167L154 168V165L153 166H151ZM166 165H167V167H166ZM171 165H173V166H171ZM245 165V164H244ZM250 165V164H249ZM57 166V165H56ZM67 166V165H66ZM88 166V167H87ZM96 166V167H95ZM193 166V165H192ZM201 166H203V165H201ZM233 166V165H232ZM238 166H240L241 167V165H238ZM251 166V165H250ZM47 167V166H46ZM85 167H87V169L85 168ZM90 167V168H89ZM142 167V168H141ZM140 167V170H141V172L143 173V175H144V173H146L148 170H149V168L148 167H146V166H141ZM144 167H146V168H144ZM157 167H159L158 165H157ZM171 167H173V168H171ZM234 167H237V166H234ZM233 167V168H234ZM240 167H239V169H240ZM244 166H242V168H243ZM58 168V167H57ZM63 168H65V167H63ZM89 168V169H88ZM96 168V169H95ZM105 168V169H104ZM144 168V169H143ZM162 168V167H161ZM161 168L159 169V170H161ZM177 168H179V166L177 167ZM191 168V167H190ZM193 168H194V166H193ZM196 168V167H195ZM203 168H205V165L203 166ZM245 168H246V166H245ZM248 168H249V166H248ZM54 169V168H53ZM109 169V168H108ZM107 169V170H108ZM125 169H127L126 168V166H125ZM124 169V170H125ZM145 169H146V171H145ZM170 169L172 170V171H170ZM180 169V168H179ZM229 169V168H228ZM230 169H232L231 167H230ZM259 169V168H258ZM77 170H78V172H79V174H78V172H77ZM81 170V171H80ZM93 170V171H92ZM109 170H111V168L109 169ZM175 170V169H174ZM208 170H209V168H208ZM237 170V169H236ZM243 170V169H242ZM246 170H248L247 168H246ZM60 170H58V172H59ZM95 171V172H94ZM103 171V172H104ZM199 171H200V169H199ZM229 171H231V170H229ZM91 172H92V174H91ZM175 172V171H174ZM176 172H177V170H176ZM236 172V171H235ZM235 172H233V174L235 175ZM237 172H239V170L237 171ZM243 173H244V170L242 171ZM66 173V172H65ZM72 173V172H71ZM81 173V174H80ZM94 173V174H93ZM165 173V172H164ZM184 173V172H183ZM240 173V172H239ZM247 173V172H246ZM76 174H78L77 176H76ZM175 174V173H174ZM181 174V173H180ZM200 174V173H199ZM214 174V173H213ZM61 175H64V174H62L61 173ZM100 175V176H99ZM216 174H214V176H215ZM228 175V174H227ZM232 175V174H231ZM233 175V176H234ZM246 175H248V173L246 174ZM251 175V174H250ZM260 175H261V172H260ZM92 176V177H91ZM103 176V175H102ZM167 176V177H166ZM201 176H202V174H201ZM206 176H209V175H206ZM211 176V175H210ZM213 176V175H212ZM211 176V177H212ZM244 176V175H243ZM93 177L95 178V179H93ZM177 177H179V176H177ZM226 177H228L227 179H229L230 177L229 176H226ZM235 177V176H234ZM236 177H238L237 176V174H236ZM252 177H253V175H252ZM70 178V177H69ZM172 180H171V179ZM203 178V177H202ZM214 178H216V177H214ZM242 178V177H241ZM245 178H246V176H245ZM261 178H263L262 176H261ZM71 179H73V178H70V180ZM197 179V178H196ZM196 179H194V181L196 182L197 180ZM239 179H240V177H239ZM250 179V178H249ZM255 179V178H254ZM191 180V179H190ZM193 180V179H192ZM200 180V179H199ZM201 180H203V179H201ZM210 180V179H209ZM232 180V179H231ZM242 180V179H241ZM258 180V179H257ZM257 180H254V181H257ZM264 180V179H263ZM26 181V180H25ZM193 181V182H194ZM212 181V180H211ZM248 181H250V180H248ZM180 182V183H179ZM192 182V181H191ZM198 183H200L199 181H197ZM202 182V181H201ZM225 182V181H224ZM238 183V185H239V183L241 182V181H237ZM261 182V181H260ZM25 183V182H24ZM23 183V184H24ZM27 183V182H26ZM67 183V182H66ZM209 183V182H208ZM211 183V182H210ZM233 183V182H232ZM243 183H245V180H244V182ZM249 183V182H248ZM250 183H251V181H250ZM249 183V184H250ZM256 183V182H255ZM179 184V185H178ZM212 184V183H211ZM223 185H224V183H222ZM225 184H226V182H225ZM231 184V183H230ZM241 184V183H240ZM253 184V183H252ZM262 184V183H261ZM185 186H186V183L184 184ZM200 185H202V184H200ZM204 185V184H203ZM227 185H229V184H227ZM246 187H247V184L245 183L244 184ZM263 186H264V182H263V184H262ZM63 186V185H62ZM195 186V185H194ZM197 186V185H196ZM232 186V185H231ZM241 186V185H240ZM244 186V187H245ZM249 186V185H248ZM257 186V185H256ZM261 186V185H260ZM259 186V187H260ZM263 186H261L262 187V189H263ZM198 188H199V186H197ZM202 187V186H201ZM204 187V186H203ZM223 187H225V186H223ZM227 187V186H226ZM242 187V186H241ZM241 187H239V188H241ZM109 188H111L110 190H109ZM166 188V190H167V192L166 191H164V189ZM180 188V187H179ZM195 188V187H194ZM205 188V187H204ZM229 188H231V190H232V187H229ZM228 188V189H229ZM250 188V187H249ZM182 188H180V190H181ZM186 190L188 189V187L187 188H185ZM191 189V187L188 189V190H190ZM225 189H227V188H225ZM227 189V190H228ZM243 189H245V188H243ZM252 189V188H251ZM251 189H249L250 191H251ZM75 190V189H74ZM172 190H175V193H174V191H172ZM222 190V189H221ZM230 190V189H229ZM241 190V189H240ZM248 190V189H247ZM258 190V189H257ZM171 191V192H170ZM224 192H226L225 190H223ZM258 191H260V188H259V190ZM170 192V193H169ZM187 192V191H186ZM186 192H185V195H186ZM193 193H194V191H192ZM230 192V191H229ZM75 193V194H76ZM107 193V192H106ZM174 193V194H173ZM196 193H197V195H201L200 193L198 194V192H197V190H196ZM230 193H232V192H230ZM240 193H242V191L240 192ZM134 194V193H133ZM166 194V195H165ZM183 196H184V193H181ZM187 194H189V192L187 193ZM228 194V193H227ZM239 194V193H238ZM244 194V193H243ZM256 194V193H255ZM143 195V196H144ZM196 195V196H197ZM257 195V194H256ZM263 195H264V191H263ZM26 196V195H25ZM194 196V195H193ZM192 196V197H193ZM203 196V195H202ZM260 196V195H259ZM138 197H140V195L138 196ZM145 197V196H144ZM174 197V198H173ZM191 197V196H190ZM191 197V198H192ZM195 197V196H194ZM197 197H199V196H197ZM261 197V196H260ZM264 197V196H263ZM190 198V199H191ZM200 198V197H199ZM242 198V197H241ZM247 198V197H246ZM188 201H190L189 200V198H186ZM203 199V198H202ZM230 199V198H229ZM243 199V198H242ZM244 199H245V197H244ZM262 199V198H261ZM123 200L124 199H121L120 200V202L122 203L123 202ZM175 201V200H174ZM200 201H202V200H200ZM246 201V200H245ZM244 201V202H245ZM249 201V200H248ZM191 202V201H190ZM198 202V201H197ZM240 202H241V200H240ZM173 203H175V202H172V205H174ZM192 203V202H191ZM199 204V203H198ZM248 204V203H247ZM246 204V205H247ZM171 205V204H170ZM195 205H196V202H195ZM233 205V204H232ZM263 205V204H262ZM122 206V208L125 206V205H121ZM219 206H220V204H219ZM218 206V207H219ZM226 206V205H225ZM229 206V205H228ZM242 206H244V205H242ZM88 207V208H89ZM223 207H224V205H223ZM233 207V206H232ZM231 207V209H233ZM251 207V205H249V208ZM258 207H259V205H258ZM264 207V206H263ZM83 208V207H82ZM92 208V209H91ZM199 208V211H200V206L198 207ZM205 208V207H204ZM220 208H221V206H220ZM219 208V209H220ZM226 208V207H225ZM22 209H24V208H22ZM95 209V210H94ZM126 209V208H125ZM217 209V208H216ZM218 209V210H219ZM222 209H224V208H222ZM227 210H228V207L226 208ZM237 209V208H236ZM247 209V211H248V208H246ZM252 209H254V208H251V210ZM264 209V208H263ZM80 210V209H79ZM87 210V209H86ZM115 210V209H114ZM195 210H196V208H195ZM240 210H242V209H240ZM245 210V209H244ZM260 210H262V209H260ZM117 211V210H116ZM197 211V210H196ZM212 211V210H211ZM210 211V212H211ZM216 210H214V212H215ZM226 211V210H225ZM231 210H230V206H229V212H230ZM236 211V210H235ZM234 211V212H235ZM256 211L257 212H255V210H254V213H258V210L256 209ZM264 210H262V212H263ZM192 212V211H191ZM190 212V213H191ZM195 212V211H194ZM200 212H204V211H200ZM199 212V213H200ZM206 212H208V211H206ZM213 212V211H212ZM220 212V211H219ZM223 212H224V210H223ZM228 212V213H229ZM90 213H91V211H90ZM222 213V212H221ZM221 213H219V214H221ZM232 213H233V211H232ZM231 213V214H232ZM245 213V212H244ZM249 212H247V217H248V215H250V213L248 214ZM253 213V214H254ZM259 213L261 214V212L259 211ZM92 214V213H91ZM98 213H96V215H97ZM101 214V213H100ZM138 214H136V215H138ZM150 214H148V215H150ZM196 214V213H195ZM207 214V213H206ZM208 214H209V212H208ZM218 214V215H219ZM225 214H227V213H223L222 215H225ZM234 214V213H233ZM239 214H241V213H239ZM246 214V213H245ZM253 214H251L250 216H251V220H253V218H252V215ZM151 215V216H152ZM244 215V214H243ZM262 215L263 214H261V218H262ZM26 216V215H25ZM88 216V215H87ZM90 216H92V219H93V217H94V215H90ZM108 215L107 216H105V218L106 217H109ZM215 216L216 215H213L212 217H214L215 218ZM226 216V215H225ZM225 216H223V217H225ZM254 216H256V215H254ZM210 217V216H209ZM211 217V218H212ZM238 217V216H237ZM243 217H245V216H243ZM26 218V217H25ZM110 218H107V219H109L108 221H110ZM218 218V217H217ZM219 218H220V215H219ZM227 218H230V217H227ZM257 218H258V216H257ZM256 218V219H257ZM43 219V218H42ZM210 219V218H209ZM222 219V218H221ZM232 219V218H231ZM233 219H234V217H233ZM236 219V218H235ZM239 219H241V216H240V218ZM238 219V220H239ZM244 219V221H246L247 219L246 218H243ZM242 219V220H243ZM246 219V220H245ZM255 219V218H254ZM255 219V220H256ZM259 219V218H258ZM112 220H114V219H112ZM123 220V221H124ZM212 220H213V218H212ZM230 220V219H229ZM26 221H28L27 220V218H26ZM25 221V222H26ZM44 221V220H43ZM93 221V220H92ZM210 221V220H209ZM214 221V220H213ZM215 221H217V219L215 220ZM211 222V223H216V222ZM221 220H219V222H220ZM226 221V220H225ZM225 221H223V222H225ZM120 222V221H119ZM126 222V221H125ZM218 222V223H219ZM222 222V221H221ZM226 222H228V221H226ZM230 222V221H229ZM228 222V223H229ZM237 222V221H236ZM241 222V221H240ZM248 222L250 223V221L248 220ZM30 223V222H29ZM28 223V224H29ZM124 222H122L121 221V224H123ZM163 223V222H162ZM207 223H208V221H207ZM210 223V224H211ZM231 223V222H230ZM262 223V222H261ZM26 225L25 226H27L28 224L27 223H25ZM161 224V223H160ZM173 225H174V223H172ZM240 224V223H239ZM244 224V223H243ZM24 225V224H23ZM42 225V224H41ZM163 225H164V223H163ZM189 225V224H188ZM250 225H252V224H250ZM122 226V225H121ZM204 226V225H203ZM214 226H215V224H214ZM244 226H245V224H244ZM44 227V226H43ZM160 227V226H159ZM230 227V226H229ZM250 227V226H249ZM181 228H183V227H181ZM207 228V227H206ZM215 228H217V230H218V228H219V226L217 227V223H216V227ZM24 229V228H23ZM42 229V228H41ZM159 229H162V227L161 228H159ZM173 229V228H172ZM177 229V228H176ZM186 229V228H185ZM190 229V228H189ZM210 229V228H209ZM123 230V229H122ZM170 230V229H169ZM194 230V229H193ZM216 230V229H215ZM96 231V230H95ZM159 231V230H158ZM164 231H166V230H164ZM171 231V230H170ZM195 231V230H194ZM197 231V230H196ZM210 231V230H209ZM230 231V230H229ZM250 231H252V230H250ZM264 231V230H263ZM262 231V232H263ZM97 232V231H96ZM175 232V231H174ZM261 232V231H260ZM163 233H165V232H163ZM167 233V232H166ZM177 233V232H176ZM192 233H194V232H192ZM191 233V234H192ZM160 234V233H159ZM199 234V233H198ZM211 234H213V233H211ZM216 234V233H215ZM223 234V233H222ZM258 234V233H257ZM194 235H195V233H194ZM204 235V234H203ZM259 235H261V234H259ZM259 235H258V237H259ZM164 236V235H163ZM192 236V235H191ZM201 236V235H200ZM206 236V235H205ZM214 236V235H213ZM216 236V235H215ZM214 236V237H215ZM253 237L255 236V235H252ZM257 236V235H256ZM255 236V237H256ZM264 236V235H263ZM203 237V236H202ZM222 237V236H221ZM254 237V238H255ZM161 238V237H160ZM199 239H200V237H198ZM244 238V237H243ZM157 239V238H156ZM203 239H204V237H203ZM202 239V240H203ZM207 239H209V238H207ZM215 239V238H214ZM213 239V240H214ZM229 239V238H228ZM235 239V238H234ZM238 239V238H237ZM250 239L251 238H249V241H250ZM253 239V238H252ZM100 240V239H99ZM213 240H211V242L213 243ZM216 240V239H215ZM230 240V239H229ZM205 241V240H204ZM209 241V240H208ZM238 241V240H237ZM241 241V240H240ZM246 241V240H245ZM98 242V241H97ZM181 242V241H180ZM228 242V241H227ZM182 243V242H181ZM187 243H188V240H187ZM193 243H194V241H193ZM192 243V244H193ZM201 243V242H200ZM203 243H205V242H203ZM211 243V244H212ZM225 243V242H224ZM241 244V243H240ZM246 244V243H245ZM165 245V244H164ZM167 245V244H166ZM193 246V245H192ZM194 247V246H193ZM161 248V247H160ZM207 249V248H206ZM216 249V248H215ZM221 249V248H220ZM188 252V251H187ZM187 252H185V253H187ZM191 253V252H190ZM189 253V254H190ZM23 254V253H22ZM175 254V253H174ZM181 254V253H180ZM199 254V253H198ZM216 254H218V253H216ZM263 255H264V253H262ZM183 255H185L184 253H183ZM205 255V254H204ZM207 255V254H206ZM88 256V255H87ZM87 256H85V257H87ZM182 256V255H181ZM188 256V255H187ZM209 257H210V255H208ZM219 256H220V254H219ZM218 256V257H219ZM183 257L185 258L184 260H186L187 258H186V256H182V259H183ZM190 257V256H189ZM204 257V256H203ZM202 257V258H203ZM218 257L216 258V259H218ZM232 257H233V255H232ZM192 258V257H191ZM190 258V259H191ZM215 258V257H214ZM222 258V257H221ZM221 258H219L220 259V262L219 261H217V262H215L216 264H222L221 263ZM224 258V257H223ZM18 259V258H17ZM87 259V258H86ZM178 259V258H177ZM193 259V258H192ZM205 259H206V256H205ZM208 259V258H207ZM210 259V258H209ZM225 259V258H224ZM230 259V258H229ZM234 259V258H233ZM104 260V259H103ZM189 260V259H188ZM203 260V259H202ZM212 260H214L213 258H212ZM15 261H16V259H15ZM85 261H87V260H85ZM89 261V260H88ZM94 261V260H93ZM176 261V260H175ZM108 261H106V263H107ZM173 262V261H172ZM180 262V261H179ZM187 262V261H186ZM195 262V261H194ZM204 262V261H203ZM211 262V261H210ZM100 263V262H99ZM175 263V262H174ZM173 263V264H174ZM181 263H185L184 261L182 262L181 261ZM180 263V264H181ZM187 264V263H186ZM197 264V263H196ZM207 264V263H206ZM212 264H213V262H212Z\"/></svg>","mask_w":264,"mask_h":264}]
</instances>
